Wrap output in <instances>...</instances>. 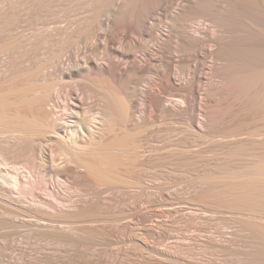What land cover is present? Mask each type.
<instances>
[{"label": "bare ground", "instance_id": "obj_1", "mask_svg": "<svg viewBox=\"0 0 264 264\" xmlns=\"http://www.w3.org/2000/svg\"><path fill=\"white\" fill-rule=\"evenodd\" d=\"M157 176L264 264V0H0V228L71 244Z\"/></svg>", "mask_w": 264, "mask_h": 264}, {"label": "rangeland", "instance_id": "obj_2", "mask_svg": "<svg viewBox=\"0 0 264 264\" xmlns=\"http://www.w3.org/2000/svg\"><path fill=\"white\" fill-rule=\"evenodd\" d=\"M83 103L88 113L95 112L94 99L86 96ZM56 109L62 115L64 105ZM50 146L59 159L62 149L58 144L45 143L42 149ZM41 158L39 155V162ZM45 174L51 183L58 182L48 169ZM153 180L147 189L113 192L99 209L101 220L88 224L87 234L76 236L71 244L49 242L50 235L34 232L13 241V227L0 228V256L9 264H244L250 260V253L234 245L235 228L229 226L227 217L194 213L196 209L186 202L193 190L174 184L165 187L161 176ZM67 183L61 182L59 194L76 198ZM245 255L247 259L242 261Z\"/></svg>", "mask_w": 264, "mask_h": 264}]
</instances>
